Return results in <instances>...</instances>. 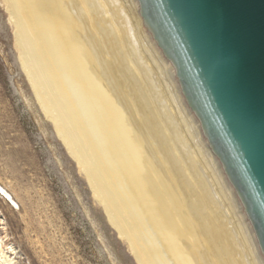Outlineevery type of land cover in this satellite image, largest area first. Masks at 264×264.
<instances>
[{
	"label": "bare ground",
	"instance_id": "1",
	"mask_svg": "<svg viewBox=\"0 0 264 264\" xmlns=\"http://www.w3.org/2000/svg\"><path fill=\"white\" fill-rule=\"evenodd\" d=\"M4 1L40 106L137 264H264L135 0Z\"/></svg>",
	"mask_w": 264,
	"mask_h": 264
},
{
	"label": "water",
	"instance_id": "2",
	"mask_svg": "<svg viewBox=\"0 0 264 264\" xmlns=\"http://www.w3.org/2000/svg\"><path fill=\"white\" fill-rule=\"evenodd\" d=\"M264 261V0H135Z\"/></svg>",
	"mask_w": 264,
	"mask_h": 264
},
{
	"label": "rangeland",
	"instance_id": "3",
	"mask_svg": "<svg viewBox=\"0 0 264 264\" xmlns=\"http://www.w3.org/2000/svg\"><path fill=\"white\" fill-rule=\"evenodd\" d=\"M5 5L0 0V186L18 207L0 193V226L13 264H137L40 106Z\"/></svg>",
	"mask_w": 264,
	"mask_h": 264
}]
</instances>
